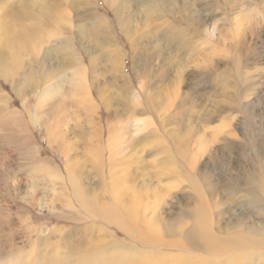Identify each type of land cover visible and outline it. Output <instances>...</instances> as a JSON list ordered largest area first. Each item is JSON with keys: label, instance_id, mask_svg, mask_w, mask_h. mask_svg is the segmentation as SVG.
I'll return each instance as SVG.
<instances>
[{"label": "rangeland", "instance_id": "374dc122", "mask_svg": "<svg viewBox=\"0 0 264 264\" xmlns=\"http://www.w3.org/2000/svg\"><path fill=\"white\" fill-rule=\"evenodd\" d=\"M249 239L264 0H0V264H264Z\"/></svg>", "mask_w": 264, "mask_h": 264}, {"label": "bare ground", "instance_id": "6f19581e", "mask_svg": "<svg viewBox=\"0 0 264 264\" xmlns=\"http://www.w3.org/2000/svg\"><path fill=\"white\" fill-rule=\"evenodd\" d=\"M4 31H5V33H6V35H12L10 32H8V30L7 29H4ZM10 33V34H9ZM1 36H3V35H1ZM9 40H12L10 37H9ZM15 54V53H14ZM15 57V56H14ZM16 58V57H15ZM18 59V58H17ZM16 59V60H17ZM68 61V60H67ZM73 76V75H72ZM74 77V76H73ZM71 78V86L72 87H74L76 84H77V82H76V79H75V77L74 78ZM77 78V77H76ZM62 80H60L59 82H57L56 84H51V85H49L41 94H39V99L41 100V101H43V100H45V99H47V98H49V97H51L52 95H54V94H56L57 92H60V91H62L61 89V82ZM49 139H50V141L52 142V141H55V138H57V136L59 135V132H60V130L57 128V126L55 127V125H50L49 126ZM48 135V134H47ZM69 172L71 173L72 171L71 170H69ZM70 179H71V181H72V183H73V185L75 186V189L74 190H76V177L74 176V175H70ZM262 185V184H261ZM260 186V185H259ZM262 187V186H261ZM201 223H199L198 224V226H197V228H196V232H199V236H203V235H205V234H207V229L206 228H204V225H200ZM195 234V233H194ZM198 235V234H197ZM209 237H211V235L209 234ZM203 238V237H202ZM212 238L214 239V237L212 236ZM212 240V239H211ZM256 243L258 244V246L256 247ZM247 246H253V247H256V249L257 250H264V249H262V248H264V241H257L256 239H249L248 241H247ZM252 248V247H251ZM249 249V248H248ZM264 252V251H263ZM253 254H255L254 252H252ZM257 254V253H256ZM257 256L259 257V254H257ZM256 258L255 256H252V258ZM253 258V259H254ZM257 259V258H256Z\"/></svg>", "mask_w": 264, "mask_h": 264}]
</instances>
